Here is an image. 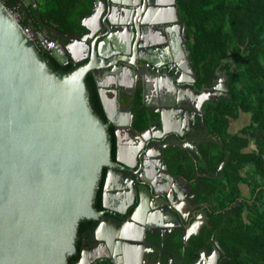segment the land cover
<instances>
[{
    "label": "water",
    "instance_id": "obj_1",
    "mask_svg": "<svg viewBox=\"0 0 264 264\" xmlns=\"http://www.w3.org/2000/svg\"><path fill=\"white\" fill-rule=\"evenodd\" d=\"M117 3L129 5V10L134 7L133 17L137 14L135 1L90 0L89 11L79 18L81 30L52 29L50 34L35 27L31 29L35 43L11 8L0 0V264H87L96 255L84 245L71 263L80 218L97 219L95 238L99 229L112 232L120 221L107 216L112 211L122 212L111 203L107 189L114 180L112 168L119 167L117 162L125 169L129 165L119 157L121 136L115 127V161L110 160L105 118L112 125L117 123L110 116L112 111L107 112L108 100L103 93L104 81L115 87L118 64L127 60L119 33L113 30L122 23L112 16ZM131 4L135 5L131 8ZM164 4L168 19H176L175 0H165ZM166 18L163 15L161 19ZM37 45L58 64L75 65L57 67ZM86 72L103 114L89 103ZM212 88L211 92L219 88L221 94L227 93L223 74ZM184 144L182 140L175 143ZM102 166L106 167L101 188L104 216L92 207ZM142 186L145 192L156 193L154 181ZM118 232L122 235L123 231ZM104 259L106 264H119L116 260L120 257L110 253Z\"/></svg>",
    "mask_w": 264,
    "mask_h": 264
},
{
    "label": "flooded vegetation",
    "instance_id": "obj_2",
    "mask_svg": "<svg viewBox=\"0 0 264 264\" xmlns=\"http://www.w3.org/2000/svg\"><path fill=\"white\" fill-rule=\"evenodd\" d=\"M130 1L138 5L134 17L135 4H131L133 10H129V5L117 3L112 15L116 21H122L113 30L119 33L121 47L126 50L123 56L127 60L119 61L115 87L106 80L103 86L108 100L107 112L112 111L110 116L117 123L112 125L104 117L113 140L110 160L115 161V127L121 136L119 157L129 165L125 169V165L117 162L119 167L112 168L114 180L107 189L111 203L119 206L122 212L107 214L120 221L114 224L112 232L110 228V231L99 229L96 238L97 219H93L89 236L81 239L79 247H91V253L96 255L87 264H106L104 256L110 253L115 258L119 255L120 259L116 260L119 264H234L224 255L212 234L199 245L191 240L203 225H207V213L213 207L209 183L205 181L219 177L218 170L224 161L222 158L214 168L210 167L199 151L202 142H217L208 132L204 105L227 94H221L219 88L210 91L215 79L224 73L215 70L209 85L197 84L189 52L186 53L182 22L178 17L168 19V12L164 14L167 17L164 20L161 19L163 15L159 18L155 15L156 6L164 4L165 0H143L142 5L141 0ZM144 11L146 14L142 16ZM42 30L53 33L50 28ZM111 88H114L113 92ZM99 107L103 114L100 103ZM135 109L141 110L145 117L141 127L133 125ZM182 114L185 118L178 119ZM233 120H228L226 131L232 132L239 127L232 129ZM181 140L185 142L184 146L175 145ZM179 151L192 162L194 176L191 179L171 171V165L174 167L171 162L177 161ZM101 169L104 178L106 167ZM244 170L245 167L240 173ZM103 178L99 207L92 206L96 211H102L100 216L106 215L101 206ZM151 181L155 182L156 188L153 195L145 192L142 186L143 182ZM238 188L242 196H248L244 183H239ZM198 194L204 195L205 199L195 201ZM121 225L129 227L120 229ZM120 230L122 235H119Z\"/></svg>",
    "mask_w": 264,
    "mask_h": 264
},
{
    "label": "trees",
    "instance_id": "obj_3",
    "mask_svg": "<svg viewBox=\"0 0 264 264\" xmlns=\"http://www.w3.org/2000/svg\"><path fill=\"white\" fill-rule=\"evenodd\" d=\"M21 1L4 0L9 7L21 11L19 20L31 29L80 30V15L90 8V0H83V9L75 8L82 0H31L25 5ZM175 3L197 84L209 85L215 70L222 71L227 82V94L204 105L208 132L217 142H202L199 151L210 167L214 168L222 158L224 161L218 178L205 179L213 207L207 213V225L191 240L199 245L212 234L234 264H264V0H175ZM42 51L57 67L74 66L73 62L58 64ZM84 76L89 103L101 112L90 74L86 72ZM134 112L133 125L143 126V112L139 109ZM241 114L247 120L236 130L226 131L228 120ZM109 137L112 156L111 133ZM176 159L175 162L171 159L174 164L171 171L191 179L194 171L190 159L180 151ZM102 178L103 169L93 190L94 208L99 207ZM239 183L247 186L248 196L241 195ZM195 199L205 197L198 194ZM94 222L91 218H80L71 261Z\"/></svg>",
    "mask_w": 264,
    "mask_h": 264
},
{
    "label": "crops",
    "instance_id": "obj_4",
    "mask_svg": "<svg viewBox=\"0 0 264 264\" xmlns=\"http://www.w3.org/2000/svg\"><path fill=\"white\" fill-rule=\"evenodd\" d=\"M31 0H22V4L23 5H25V4H27L28 2H30ZM85 2H83V0H82V2H80L79 4H77L76 6H75V8H77V9H83L84 7H85ZM83 14H85V13H83ZM83 14H81L80 16H82ZM22 15V14H21ZM242 114L237 118V119H234L233 121H232V123H231V127H232V129L233 128H235L236 126H240L243 122H242ZM242 187V186H241ZM242 190L244 191V187H242ZM242 191V192H243ZM245 192V191H244Z\"/></svg>",
    "mask_w": 264,
    "mask_h": 264
},
{
    "label": "bare ground",
    "instance_id": "obj_5",
    "mask_svg": "<svg viewBox=\"0 0 264 264\" xmlns=\"http://www.w3.org/2000/svg\"><path fill=\"white\" fill-rule=\"evenodd\" d=\"M166 6L167 5H165V4H159V5H157L156 6V8H157V11H156V14L155 15H157V17L159 18L160 16H162V15H164L166 12H167V8H166ZM169 13V12H168ZM154 15V16H155ZM165 16V15H164Z\"/></svg>",
    "mask_w": 264,
    "mask_h": 264
},
{
    "label": "built area",
    "instance_id": "obj_6",
    "mask_svg": "<svg viewBox=\"0 0 264 264\" xmlns=\"http://www.w3.org/2000/svg\"><path fill=\"white\" fill-rule=\"evenodd\" d=\"M10 8H11V10L14 12V14L18 17V19H20V15H19V13L17 12V10H15V9L12 8V7H10ZM24 26H25L26 30L28 31V33L30 34V36L32 37V39L34 40V37H33L32 33H31V31H30V28H29L28 26H26V25H24Z\"/></svg>",
    "mask_w": 264,
    "mask_h": 264
},
{
    "label": "rangeland",
    "instance_id": "obj_7",
    "mask_svg": "<svg viewBox=\"0 0 264 264\" xmlns=\"http://www.w3.org/2000/svg\"><path fill=\"white\" fill-rule=\"evenodd\" d=\"M22 9V8H21ZM17 12L19 13V14H21V11L19 10H17ZM242 122H245L246 120H247V118H246V116L244 115V114H242Z\"/></svg>",
    "mask_w": 264,
    "mask_h": 264
},
{
    "label": "clouds",
    "instance_id": "obj_8",
    "mask_svg": "<svg viewBox=\"0 0 264 264\" xmlns=\"http://www.w3.org/2000/svg\"><path fill=\"white\" fill-rule=\"evenodd\" d=\"M21 4H22V1H21ZM23 5V4H22ZM20 15V14H19ZM20 17H21V15H20ZM27 26V25H26ZM30 28V27H29ZM30 31H31V28H30ZM32 33V32H31ZM33 35V34H32ZM34 37V36H33ZM35 39V38H34ZM34 42H35V40H34ZM36 43V42H35Z\"/></svg>",
    "mask_w": 264,
    "mask_h": 264
}]
</instances>
